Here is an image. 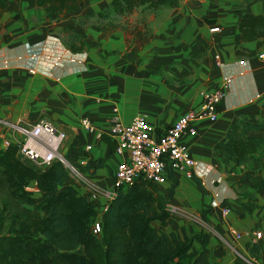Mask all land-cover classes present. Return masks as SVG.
Instances as JSON below:
<instances>
[{"label": "crops", "instance_id": "0c3cea01", "mask_svg": "<svg viewBox=\"0 0 264 264\" xmlns=\"http://www.w3.org/2000/svg\"><path fill=\"white\" fill-rule=\"evenodd\" d=\"M34 6L41 7L34 0L12 1L0 13V119L53 121L67 135L61 153L77 168L91 167V172L78 170L107 190L124 159L114 151L116 143L103 138L113 140L107 132L114 109L122 123L143 114L160 131L196 109L200 91L227 79L217 119L197 121L196 135L183 139L197 163L194 178L172 175L177 185L169 204L186 215L201 213L203 224L171 213L168 225L152 224L166 235L206 232V245L192 244L194 264H248L249 257L264 264V188L252 187L264 182V146L245 164L223 160L214 148L228 140V128L237 120L260 125L244 133L264 138V62L257 58L264 34L243 41L237 27L242 17L264 16V0H180L149 14L147 34L117 27L102 37L100 26L84 22L95 15L92 10L78 8L57 19ZM215 26L219 30L210 32ZM83 119L93 132L83 127ZM7 139L11 134L0 127V149ZM29 188L39 194L35 181ZM223 206L230 208L227 215ZM251 230L261 232L255 242L234 234ZM256 244L257 254L251 251Z\"/></svg>", "mask_w": 264, "mask_h": 264}, {"label": "trees", "instance_id": "16d2710c", "mask_svg": "<svg viewBox=\"0 0 264 264\" xmlns=\"http://www.w3.org/2000/svg\"><path fill=\"white\" fill-rule=\"evenodd\" d=\"M12 1L22 0H0V13ZM34 1L49 17L60 19L76 11L83 0ZM179 1L111 0L108 9L124 15L140 6L176 7ZM95 14L101 18L104 13ZM109 25L114 29L113 23ZM99 26L100 37L111 30ZM237 27L241 40H255L264 34V16L242 17ZM258 126L244 120L233 122L228 128V140L216 143L215 150L225 161L247 163L250 155L263 148L264 138L248 137L244 131ZM103 138L109 144L115 142ZM17 150L15 143L0 149V186L7 189L15 208L22 204L33 208L20 207L23 218L11 221L4 233L0 223V264H194L197 252L191 250L193 242L203 246L208 242L209 235L204 231L193 237L166 235L153 226L154 221L162 226L169 224L167 204L177 185L172 175L164 192L161 186L145 179L120 187L103 213L101 232L95 234L92 223L98 214V200L91 199L89 192H80L74 182H66L70 172L60 161L55 160L45 168L36 167L22 160ZM75 165L81 172L91 168ZM99 166L97 163L93 170ZM30 181H35L40 202L27 188ZM252 187L264 188V182L254 181ZM79 248L82 253L76 252ZM259 249L260 244H256L251 251L257 254Z\"/></svg>", "mask_w": 264, "mask_h": 264}, {"label": "built area", "instance_id": "2783aa9c", "mask_svg": "<svg viewBox=\"0 0 264 264\" xmlns=\"http://www.w3.org/2000/svg\"><path fill=\"white\" fill-rule=\"evenodd\" d=\"M219 27H211L210 32H216ZM257 58L264 62V50L257 53ZM228 87V80L210 90L200 91L201 102L196 109L188 110L179 115L163 130H157L152 125L146 115L134 116L130 122L122 123L114 109V114L110 118L108 136L112 138L116 147L114 151L119 155H124L115 168L112 184L109 189L96 186L88 180L76 166L71 164L66 156L61 153V146L67 135L60 130L53 121L47 118L28 123H13L7 119H0V127H3L11 134V139L4 141L7 147L10 143L17 145V153L22 160L30 162L32 165L45 168L53 161H60L69 169L70 176L75 175L82 178L89 189L91 199L98 200V209L104 203L103 211L114 198L120 187L132 184L137 179H145L159 186L166 185L170 176L179 175L187 179H193L195 174L196 160L188 146L184 143V137L196 135L195 123L197 121L217 119V107L225 95ZM82 125L88 131H94L93 126L87 119L82 120ZM100 136V133H97ZM86 146L85 149H89ZM83 163V160L80 162ZM99 197L104 199L100 202ZM181 214L182 211L176 206L167 204V209ZM230 211L228 206H223L222 214L227 215ZM183 214V213H182ZM184 215V214H183ZM196 218L195 221L203 222L201 216L187 215ZM201 224V223H200ZM92 231L95 234L101 232V220H94ZM236 237L243 235L251 237L252 241L260 238V231H247L246 233H236ZM248 264H259L255 258H244Z\"/></svg>", "mask_w": 264, "mask_h": 264}, {"label": "rangeland", "instance_id": "374dc122", "mask_svg": "<svg viewBox=\"0 0 264 264\" xmlns=\"http://www.w3.org/2000/svg\"><path fill=\"white\" fill-rule=\"evenodd\" d=\"M110 1L111 0H83L80 4L78 12L86 13V12H89L92 10L94 12L101 11V13H104L101 15V18H98V16L96 14L93 16L84 17V22H87V25L93 24L94 26L98 27L100 24L101 26H104V29H111V25H109V23H113L116 28L117 27L123 28V29L127 30L128 33L131 35H133V34L138 35V34H143V33L147 34V31H148V29H147L148 27L146 26L148 24L147 17L149 16V14L151 12H153L157 9H150V8L140 6V7L135 8L131 13L124 14V15H117L113 11L108 9V5H109ZM33 10L36 12L37 11H43L44 8L34 6ZM110 21H112V22H110ZM142 28H144L145 31L142 30ZM69 179H70V181H72L76 184V186L78 187L80 192L92 190V189H89L86 182L82 178H79L75 175H71ZM27 188H28V190H31L29 188V185ZM161 188H162V190H166L167 187L165 185ZM162 192H164V191H162ZM34 198L38 202L41 201L39 194H34ZM20 207H27L29 209L33 208L32 206L25 205V204L20 205ZM20 207L15 208L12 205V202L10 200L9 193H8L7 189L5 187L0 186V223L2 225V232L3 233L7 231L11 221H13V220L20 221L23 218L20 216V211H21ZM103 207H104V203H102L101 207L98 209V214L96 216V219L101 220V221H102V216L104 213ZM169 213L177 214V212L172 211L171 208H170ZM182 213L178 214V215L182 216L184 214V213L183 214ZM185 215L186 214H184L183 216H185ZM192 215H195L196 217L200 218L201 213H199V212L192 213ZM187 218L197 220L196 218H194L192 216H189V217L187 216ZM200 219H202V218H200ZM196 222L203 224V222H201V221H196ZM155 223L157 224L158 222L154 221L153 224L155 225ZM76 252L82 253V248L77 249Z\"/></svg>", "mask_w": 264, "mask_h": 264}]
</instances>
